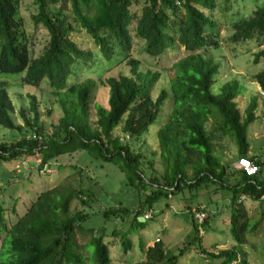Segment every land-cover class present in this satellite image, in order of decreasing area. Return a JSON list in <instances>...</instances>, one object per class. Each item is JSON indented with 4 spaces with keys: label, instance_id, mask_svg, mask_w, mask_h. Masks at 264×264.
<instances>
[{
    "label": "trees",
    "instance_id": "trees-1",
    "mask_svg": "<svg viewBox=\"0 0 264 264\" xmlns=\"http://www.w3.org/2000/svg\"><path fill=\"white\" fill-rule=\"evenodd\" d=\"M134 1L138 2L33 0L37 6L33 23L41 24L49 35L42 53L33 57L20 15V0H0V73H24L15 80L34 86H39L46 78L62 109L57 129L45 136L39 126L38 100L29 94L28 114L21 108L23 123L17 124L12 117L14 105L7 92L8 85L0 81V125L20 133L15 141H0V162L39 156L41 169L59 156L85 150L94 158L114 163L125 173L130 186L144 189L151 185V193L145 199L147 204L179 191L182 186L192 189L210 183L227 187L232 194L229 224L235 245L210 256L220 259L219 264H250L241 246L246 243L250 218L239 198L244 194L259 200L264 193V181L256 174L246 175L243 169H233L232 173L238 178L234 184H229L226 181L228 168L214 153L213 131L206 123L210 119L215 131L234 139L238 158L248 157L261 169L262 163L248 156L247 139V127L257 117V99H251L242 116L236 101L240 89L238 80L224 82L218 93L212 91L220 65L201 50L219 46L217 22L208 14L216 8L217 0H143L139 14L131 10ZM74 23L88 34L107 61L127 60L130 65L129 74L99 80L108 87V109L95 104L94 121L90 119V106L98 83L94 79L69 82L74 64L90 65L95 60L91 50L80 47L72 39L76 31ZM231 29L230 42L255 41L258 46L263 45L264 7L259 6L250 16L236 21ZM132 32L143 40V51L150 56H159L177 44L186 51L172 64L173 109L156 132L165 163L159 179L146 177L140 169L141 153L126 138L121 137V140L113 135L121 123L122 132L129 137H139L146 132L156 120L167 94L162 89L152 97L159 73L138 69L139 62L131 57ZM263 58L264 47L254 54L253 61L257 63ZM253 79L264 96V68L256 72ZM26 130L34 134L27 136ZM190 154L197 160L191 161ZM188 165H192L191 174H188ZM74 199L81 202V208L70 213ZM91 200L92 194L83 188L52 186L39 192L10 226L5 209L0 205V233L5 234L3 246L8 243V248L0 249V264H89L74 245V232L88 217L82 207L89 206ZM111 212L115 211L108 210L105 214ZM139 213L140 210L136 211L133 217L137 226ZM192 221L196 232L193 240H198L199 231L193 218ZM88 231L91 233L89 243L94 247V264H111L110 248L103 241V231L99 230L98 234H93L92 229ZM121 244L125 253L133 246L126 235L121 238ZM146 256L151 264H176L178 258V254L168 256L159 245L148 247Z\"/></svg>",
    "mask_w": 264,
    "mask_h": 264
},
{
    "label": "rangeland",
    "instance_id": "rangeland-1",
    "mask_svg": "<svg viewBox=\"0 0 264 264\" xmlns=\"http://www.w3.org/2000/svg\"><path fill=\"white\" fill-rule=\"evenodd\" d=\"M143 0L134 1L131 10L139 14ZM259 6L264 7V0H217V6L209 15L217 22L219 46L201 50L207 58L219 63V72L212 86L214 93L219 87L232 79L240 84L239 94L236 98L242 116L251 99H257L256 119L247 127L248 156L255 157L262 163L261 169L256 173L258 179L264 181V96L253 75L264 68V58L255 63L254 54L264 47L258 46L255 41L232 43L228 40L232 25L252 14ZM20 15L24 20L27 31L31 55L33 57L42 53L47 45L49 35L47 30L39 24L35 26L32 16L37 13V6L33 0H20ZM68 12V11H67ZM69 13V12H68ZM76 31L72 39L82 48L93 52V64L77 62L73 66L69 82H80L85 79H94L98 83L90 106V119L94 121L95 104L108 109V87L99 83L100 79L118 74H129L130 65L127 60L121 63L113 60L107 61L95 46L88 34L74 23ZM133 48L131 57L139 62L138 69L142 72L148 70L159 73V79L151 91L156 97L164 89V100L156 120L146 132L139 137H125L122 132V123L113 135L126 138L133 148L141 153L140 169L146 177L159 179L165 169L161 156L156 132L168 119L173 109V96L170 88V79L173 76L172 64L186 54L181 45L168 48L163 54L153 57L143 51V40L132 32ZM22 74L0 73V81H6L7 92L14 105L12 117L17 124H22L20 109L24 108L28 114L29 94L36 96L40 111L39 126L43 134L49 136L58 126L62 109L57 95L43 79L39 86L20 84L15 78ZM126 115L123 117L122 120ZM123 122V121H122ZM206 127L213 131L214 153L227 166L226 181L234 184L237 181L233 169L238 166L236 143L230 136H225L214 130L209 119ZM26 135H33V131L26 130ZM20 133L0 125V141H15ZM191 161L197 157L190 154ZM191 174L192 165L187 167ZM83 188L92 194L89 206L82 208L88 217L80 223V228L74 232V245L87 258V263L94 264V247L89 243L92 229L93 234L103 231V241L110 248L111 264H151L146 256L148 247L159 245L163 251L178 254L176 264H219L220 259L210 256L220 250L231 248L235 241L230 233V200L231 192L227 187L218 184H206L198 188L182 186L177 192L168 196L162 195L152 204L145 203L146 196L151 193V185L144 189L130 186L126 182L125 173L114 163L92 157L85 150L59 156L47 165L46 169H39L33 157H22L17 160L0 162V205L4 207L7 225L10 226L30 203L35 200L38 193L49 187ZM241 200V199H240ZM247 208L250 224L245 232L246 243L242 244L247 253L250 264H264V201L246 197L241 200ZM81 208V202L74 199L70 204V213ZM203 208L206 218L199 226L195 222L199 233L198 240L193 227V209ZM112 210L109 214L106 211ZM123 210H128L124 212ZM140 210L139 217L149 213L150 218L135 225L133 217ZM256 227L253 228V225ZM127 236L132 241V248L126 253L122 248L121 238ZM5 240V234L0 233V249ZM159 240V241H157ZM158 243V244H157ZM8 248V243L3 249ZM202 250L204 253H201ZM182 251L181 254H179Z\"/></svg>",
    "mask_w": 264,
    "mask_h": 264
},
{
    "label": "built area",
    "instance_id": "built-area-1",
    "mask_svg": "<svg viewBox=\"0 0 264 264\" xmlns=\"http://www.w3.org/2000/svg\"><path fill=\"white\" fill-rule=\"evenodd\" d=\"M263 94V92H262ZM128 136H126L127 138ZM41 139V138H40ZM123 138H121L122 140ZM35 161H36V164L37 165H40L41 163V158L38 156L35 158ZM238 166L239 168L243 169L245 174L246 175H254L257 173V171L259 170V166H257L250 158L248 157H242V158H239L238 160ZM47 167V164H44L42 166V169H46ZM247 196L242 194L239 198V201H241L242 199H245ZM241 199V200H240ZM259 200H263L264 201V193L260 195L259 197ZM150 214L147 213L145 215H143L142 217L144 219H147V218H150L149 217ZM206 218V213L204 211L203 208H196V209H193V219L196 223H198V225L200 226L203 221L205 220Z\"/></svg>",
    "mask_w": 264,
    "mask_h": 264
},
{
    "label": "water",
    "instance_id": "water-1",
    "mask_svg": "<svg viewBox=\"0 0 264 264\" xmlns=\"http://www.w3.org/2000/svg\"><path fill=\"white\" fill-rule=\"evenodd\" d=\"M139 220L143 221V220H144V218H143V217H139Z\"/></svg>",
    "mask_w": 264,
    "mask_h": 264
}]
</instances>
